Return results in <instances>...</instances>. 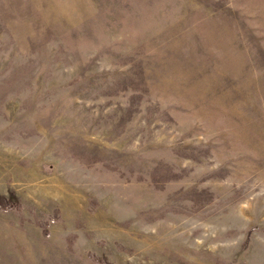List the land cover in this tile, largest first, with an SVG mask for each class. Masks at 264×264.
I'll return each mask as SVG.
<instances>
[{"label":"rangeland","instance_id":"1","mask_svg":"<svg viewBox=\"0 0 264 264\" xmlns=\"http://www.w3.org/2000/svg\"><path fill=\"white\" fill-rule=\"evenodd\" d=\"M0 264H264V0H0Z\"/></svg>","mask_w":264,"mask_h":264}]
</instances>
